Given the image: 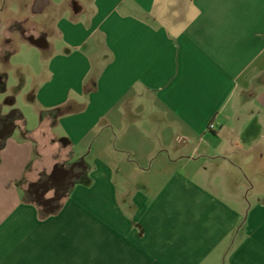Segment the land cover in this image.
<instances>
[{
	"label": "crops",
	"instance_id": "crops-1",
	"mask_svg": "<svg viewBox=\"0 0 264 264\" xmlns=\"http://www.w3.org/2000/svg\"><path fill=\"white\" fill-rule=\"evenodd\" d=\"M29 7L47 77L0 140V264H264V0ZM80 161L53 213L27 196Z\"/></svg>",
	"mask_w": 264,
	"mask_h": 264
},
{
	"label": "rangeland",
	"instance_id": "rangeland-1",
	"mask_svg": "<svg viewBox=\"0 0 264 264\" xmlns=\"http://www.w3.org/2000/svg\"><path fill=\"white\" fill-rule=\"evenodd\" d=\"M29 5L30 0H0V75L3 76V84L0 87V112L7 115L18 109L27 119V123L31 124V116L35 113L31 106L34 104V95L37 88L43 83L44 77H47L43 65L48 58V53L27 43L26 33L29 32V29L26 23L23 25L21 22L22 18L39 20L41 17V15H33L30 18L33 13ZM16 19L22 24L15 23ZM12 27L17 30L16 33L12 32V42L11 40L3 42L5 31L11 30ZM40 28L35 27L38 34L42 33ZM18 31L23 34H19ZM32 38L34 39V37ZM2 42L3 46H1ZM11 49L13 50L12 54ZM22 52L29 53L31 61L28 65L20 67L17 65V61ZM41 70L45 73L44 77L39 76L35 79V74Z\"/></svg>",
	"mask_w": 264,
	"mask_h": 264
},
{
	"label": "flooded vegetation",
	"instance_id": "flooded-vegetation-1",
	"mask_svg": "<svg viewBox=\"0 0 264 264\" xmlns=\"http://www.w3.org/2000/svg\"><path fill=\"white\" fill-rule=\"evenodd\" d=\"M37 45H41V40H36ZM3 83V76L0 75V87ZM11 113L4 115L0 112V133L7 129L11 122L15 123L17 113L15 111L13 118H8ZM78 163V162H77ZM72 164L60 163L58 166L68 170L65 185H61L59 181H55L52 177L43 176L40 177L35 183L28 185L26 189L27 196L39 207L41 211H48L55 206H59L62 202L63 190L68 188V191L73 184L78 181L84 174L81 167H74L72 170Z\"/></svg>",
	"mask_w": 264,
	"mask_h": 264
},
{
	"label": "water",
	"instance_id": "water-1",
	"mask_svg": "<svg viewBox=\"0 0 264 264\" xmlns=\"http://www.w3.org/2000/svg\"><path fill=\"white\" fill-rule=\"evenodd\" d=\"M32 42L34 44L37 45V42L36 41H33ZM14 114H15V111H12L10 116H8V118H13L14 117ZM15 130V124L13 122L10 123V125L7 127V129H5L4 131H2L0 133V140H3L5 139L7 136L11 135ZM74 167H81V169L84 171V167L82 166V161L78 162V163H75L72 165L71 169L72 170ZM69 171L68 170H65L61 167H59L58 165H56L51 173V175H49V177L53 178L55 181H59L61 185H65V180H66V177H67V173ZM68 192V188H65L63 190V195H62V198L65 197V195L67 194ZM59 208V206H55L53 207L52 209L46 211L48 214L50 213H53L55 210H57Z\"/></svg>",
	"mask_w": 264,
	"mask_h": 264
},
{
	"label": "clouds",
	"instance_id": "clouds-1",
	"mask_svg": "<svg viewBox=\"0 0 264 264\" xmlns=\"http://www.w3.org/2000/svg\"><path fill=\"white\" fill-rule=\"evenodd\" d=\"M31 61V56L27 52H22L20 54V59L17 61V65L20 67L26 66Z\"/></svg>",
	"mask_w": 264,
	"mask_h": 264
},
{
	"label": "built area",
	"instance_id": "built-area-1",
	"mask_svg": "<svg viewBox=\"0 0 264 264\" xmlns=\"http://www.w3.org/2000/svg\"><path fill=\"white\" fill-rule=\"evenodd\" d=\"M214 128V125L213 124H210L209 125V129H213Z\"/></svg>",
	"mask_w": 264,
	"mask_h": 264
}]
</instances>
